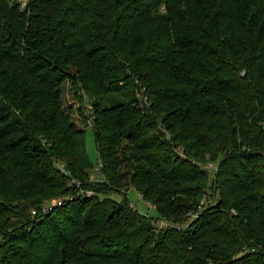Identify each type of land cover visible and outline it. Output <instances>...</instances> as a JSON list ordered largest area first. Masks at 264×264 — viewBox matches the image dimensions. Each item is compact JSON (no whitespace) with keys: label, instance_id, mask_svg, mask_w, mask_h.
<instances>
[{"label":"trees","instance_id":"trees-1","mask_svg":"<svg viewBox=\"0 0 264 264\" xmlns=\"http://www.w3.org/2000/svg\"><path fill=\"white\" fill-rule=\"evenodd\" d=\"M0 264H264V0H0Z\"/></svg>","mask_w":264,"mask_h":264},{"label":"rangeland","instance_id":"rangeland-1","mask_svg":"<svg viewBox=\"0 0 264 264\" xmlns=\"http://www.w3.org/2000/svg\"><path fill=\"white\" fill-rule=\"evenodd\" d=\"M12 1H18L20 3L21 8L25 5V0H12ZM64 106L71 105L73 109L72 113V120L74 123L85 129V135H84V143H85V149L87 152V155L89 157V160L91 162L92 169L90 170V182L91 183H97L101 182L103 180V175L100 172V167H98L100 160L97 155V151L95 148L94 143V136L91 129L92 126V117H91V106L89 105L88 98L85 96L83 98V106H84V115L86 116V120L83 122L77 113L78 109V102L77 99H75L72 95V90L70 88L69 82H66L64 85V91L62 96ZM207 164L205 165L208 169V176L209 179L212 178L214 170L216 168V162L217 160H207ZM84 194L87 197L95 198L98 200H103L106 198H112L114 200L122 201L126 199V204L129 208H131L139 220L142 223H147L153 231L156 233L161 229H166L168 226H175L180 227L181 229H184L192 220V217L194 215V211H187L186 214L183 216V220L180 222H173L166 220L165 218H162L158 216V213L154 209V207L147 201H144L141 196L134 190L133 187L128 186L120 189L117 192H104V193H94L91 190H83ZM82 193V192H81ZM217 196L212 193V195L207 191L206 195L198 202V206L196 208V211H200V209L204 206H208V204L212 203ZM58 203L57 200H53L51 202Z\"/></svg>","mask_w":264,"mask_h":264},{"label":"built area","instance_id":"built-area-1","mask_svg":"<svg viewBox=\"0 0 264 264\" xmlns=\"http://www.w3.org/2000/svg\"><path fill=\"white\" fill-rule=\"evenodd\" d=\"M98 167H100V168H101V162L99 163Z\"/></svg>","mask_w":264,"mask_h":264}]
</instances>
